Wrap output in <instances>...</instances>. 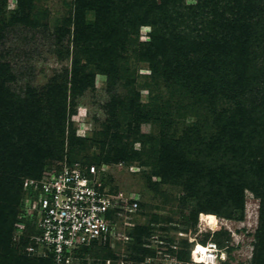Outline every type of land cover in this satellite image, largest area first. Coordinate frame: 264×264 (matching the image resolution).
I'll return each mask as SVG.
<instances>
[{
  "label": "rangeland",
  "instance_id": "374dc122",
  "mask_svg": "<svg viewBox=\"0 0 264 264\" xmlns=\"http://www.w3.org/2000/svg\"><path fill=\"white\" fill-rule=\"evenodd\" d=\"M96 1L98 5H106L107 0ZM185 2L195 4L197 0ZM109 4L112 9L108 15L106 9L84 10L78 25L83 31L77 46L76 0H0V25H5L0 52L16 77L10 83L16 95L14 99L24 100L29 95L28 87L36 88L43 100L45 118L55 109L49 98L66 99L65 134L60 135L55 127L51 137L55 141L63 140L64 149L58 152L54 141L49 143L51 149H47L49 144L45 145L48 152L44 153L42 166L21 177L23 185L29 178L59 168L67 159L99 163L104 162L107 155L115 160L120 148L126 149L130 156L137 151L133 159H128L136 170L113 166V180L109 185L113 191L137 193L138 209L122 214L116 235L82 253L76 264H146L147 257L159 256V249L187 259L190 238L205 241L210 237L220 246L230 247L233 262L264 264L262 196L247 188L242 210L230 216L208 214L215 222L208 225L201 222L203 212H198L199 198L189 196L186 179L175 183V177L166 180L163 177L167 163L160 158L167 145L181 151L185 149L195 164L202 161L212 164L199 150L217 132L216 109L210 97L196 88L191 89L193 85L184 86L185 82L178 77L164 74L163 68L158 74L154 73L151 62L145 58L153 27L144 24L136 28L134 22L125 17L133 10L124 11V0H109ZM18 13L27 14L28 19L16 22ZM127 19L132 22L126 23L125 29L131 34L126 37L124 48L116 46L115 41L106 36L99 40L98 35L87 39L92 30L94 34L102 31L107 35L112 27ZM75 57L80 59L79 68L95 73V80L93 85L73 92L71 73ZM50 83L67 86L66 96L63 93L57 99V92L47 95L46 86ZM253 97L248 94L240 99L250 102ZM108 103L114 107V113L108 112ZM224 107L233 109L235 101L220 97L217 108ZM109 126L116 128L106 137ZM74 130L85 139L83 144L71 145ZM115 131L120 133L121 139L113 138ZM15 193L20 196L22 187ZM13 206L17 208L16 199ZM139 239L146 252L144 256L136 249ZM13 247L21 255L24 253L16 242ZM151 264H157V260Z\"/></svg>",
  "mask_w": 264,
  "mask_h": 264
},
{
  "label": "trees",
  "instance_id": "16d2710c",
  "mask_svg": "<svg viewBox=\"0 0 264 264\" xmlns=\"http://www.w3.org/2000/svg\"><path fill=\"white\" fill-rule=\"evenodd\" d=\"M124 4L125 12L133 10L132 14H124L136 28L144 24L153 27L145 49V58L151 62L153 72L158 74L163 68L164 74L178 77L185 82L184 86L190 88L193 85L191 89L196 88L202 95L210 97L216 109L214 124L217 132L199 150L212 164L205 161L195 164L185 149L181 151L167 145L160 158L167 163L162 173L165 180L175 177L174 182L180 183L185 178L189 196L199 198L198 212L214 216H230L234 211L242 210L247 188L264 199V0H197L195 4L185 0H124ZM20 5L24 8L22 3ZM87 8L106 9L108 15L112 6L109 0L106 5H98L96 0H76L74 34L77 46L83 31L78 25ZM27 19V14L18 13L14 20L23 22ZM129 19L112 27L107 35L102 31L94 34L92 30L87 39L98 35L99 40L106 36L114 40L116 46L124 48L126 37L131 34L125 29L132 22ZM4 36L5 25H0V41ZM79 65L80 59L75 57L71 73L73 92L93 85L95 80L93 71L86 73ZM15 79L0 52V264H55L50 257L30 254L28 237L17 241L14 236L26 196L21 177L40 169L44 153L48 152L45 145L54 141L58 152L64 149L63 140L55 141L51 137L55 127L60 135L65 134L66 99L49 98L55 109L45 118L42 116L43 100L36 88L28 87L26 99H14L16 95L10 83ZM46 88L49 90L47 95L57 92V99L67 93V86L56 83H50ZM248 94L254 95L252 101L240 99ZM222 96L225 100H234L235 107L218 109ZM113 109L108 103V112ZM116 126H109L105 136ZM113 138L121 139L120 133L115 131ZM186 139L190 140L187 136ZM70 140L72 146L85 142L75 130L71 132ZM133 153L130 156L126 149H117V163L110 155L99 163L65 161L98 166L124 162L130 166L128 159L138 154L137 151ZM60 158H63L61 154ZM111 175L107 176L108 183L113 180ZM21 187L22 193L17 196L15 191ZM15 199L16 209L13 206ZM15 242L24 249L22 255L17 246L13 247ZM97 244L83 249L82 253ZM141 244L139 239L136 249L144 256L146 252Z\"/></svg>",
  "mask_w": 264,
  "mask_h": 264
},
{
  "label": "built area",
  "instance_id": "2783aa9c",
  "mask_svg": "<svg viewBox=\"0 0 264 264\" xmlns=\"http://www.w3.org/2000/svg\"><path fill=\"white\" fill-rule=\"evenodd\" d=\"M86 165L81 161L61 166L24 182L26 196L14 239L29 238L27 251L50 257L55 264H76L83 249L111 240L119 228V217L139 207L137 193L113 191L107 182L112 167ZM131 170L124 162L118 164ZM187 259L161 249L158 257H147L151 264H241L230 258V247L220 246L213 237L205 241L190 238ZM201 247V248H200Z\"/></svg>",
  "mask_w": 264,
  "mask_h": 264
},
{
  "label": "bare ground",
  "instance_id": "6f19581e",
  "mask_svg": "<svg viewBox=\"0 0 264 264\" xmlns=\"http://www.w3.org/2000/svg\"><path fill=\"white\" fill-rule=\"evenodd\" d=\"M201 222H204L208 225H215V222L213 221L212 217L210 215H208L207 213L201 214Z\"/></svg>",
  "mask_w": 264,
  "mask_h": 264
}]
</instances>
